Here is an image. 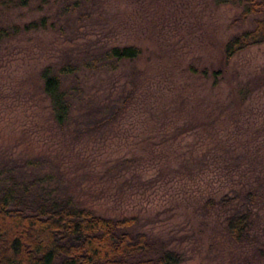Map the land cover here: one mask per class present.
<instances>
[{
	"label": "rangeland",
	"instance_id": "1",
	"mask_svg": "<svg viewBox=\"0 0 264 264\" xmlns=\"http://www.w3.org/2000/svg\"><path fill=\"white\" fill-rule=\"evenodd\" d=\"M71 1L0 0V25L47 19L0 40V174L37 158L78 203L137 215L180 264H264V41L224 59L260 14L236 21L238 1ZM128 43L138 58L86 68L104 45ZM69 59L84 65L66 85L83 88L63 128L41 71ZM220 66L218 82L202 74ZM238 210L251 219L240 240L227 228Z\"/></svg>",
	"mask_w": 264,
	"mask_h": 264
},
{
	"label": "trees",
	"instance_id": "2",
	"mask_svg": "<svg viewBox=\"0 0 264 264\" xmlns=\"http://www.w3.org/2000/svg\"><path fill=\"white\" fill-rule=\"evenodd\" d=\"M81 0L67 5L77 8ZM238 1L242 6L236 21H246L251 14H260L252 27L233 34L224 46L225 63L243 48L264 41V0ZM10 6L27 5L30 0H2ZM73 4V5H72ZM42 16L20 24L0 25V40L24 29L46 25ZM142 48L133 43L104 45L86 68L117 67L124 60L136 59ZM71 59L46 65L41 75L43 90L49 96L52 115L61 127L70 125L73 117L77 81L66 85L65 78L76 76L83 69ZM191 67L197 71L194 65ZM202 69V74L214 76L218 82L224 73L220 66ZM37 158L26 159L32 170L21 173L15 167L8 174H0V264H180V252L169 247L148 231L140 228L137 215L108 216L82 205L72 194L66 193L52 172L35 171ZM55 183V186L51 184ZM214 199L207 204L213 205ZM251 227L249 212L235 211L228 217L227 228L233 237L241 239ZM264 255V247H263Z\"/></svg>",
	"mask_w": 264,
	"mask_h": 264
}]
</instances>
